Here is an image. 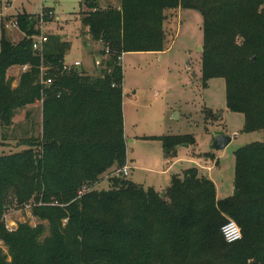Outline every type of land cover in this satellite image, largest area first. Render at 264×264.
<instances>
[{
    "label": "trees",
    "instance_id": "16d2710c",
    "mask_svg": "<svg viewBox=\"0 0 264 264\" xmlns=\"http://www.w3.org/2000/svg\"><path fill=\"white\" fill-rule=\"evenodd\" d=\"M87 9L81 22L102 44L96 75L62 70L66 43H46L43 57L35 54L37 17L16 16L18 43L0 37V138L16 109L42 100L43 110L41 137L0 156V241L7 250H0V264H264V142L234 152L235 194L223 200L196 168L173 176L163 197L126 178L108 177L110 189H94L127 159L118 57L163 52V24L179 10L202 17L203 86L223 79L226 107L243 115L244 131H264V0H119L103 8L92 0ZM23 65L30 68L12 89L7 71ZM42 66L48 87L37 82ZM161 140L167 157L193 143L191 136ZM84 186L90 190L77 198ZM28 202L41 223L9 232L4 213ZM224 217L241 228L240 241L224 240Z\"/></svg>",
    "mask_w": 264,
    "mask_h": 264
},
{
    "label": "rangeland",
    "instance_id": "374dc122",
    "mask_svg": "<svg viewBox=\"0 0 264 264\" xmlns=\"http://www.w3.org/2000/svg\"><path fill=\"white\" fill-rule=\"evenodd\" d=\"M90 2L92 0H0V37L18 43L23 34L8 27L16 16L27 14L36 18L50 11L51 18L44 20L39 29L48 37L47 43H66L64 62L78 61L86 75H96L100 71L96 58L100 56L102 44L92 41L81 22ZM94 2L99 8L119 6V0ZM202 23L197 11L179 10L163 24V52L126 53L119 62L123 71V133L129 167L126 179L144 189L164 193L173 176H182L186 170L196 168L200 175L214 183L216 199L223 200L234 192V152L248 144L264 142V131H244L243 115L226 107L223 79H211L203 86ZM20 67L7 71L12 89L22 85ZM42 112V100L15 110L11 125L2 130L5 137L0 138V156L23 152L32 138L41 137ZM215 134L229 136L231 142L223 150L213 149ZM179 136H191L193 143H186L187 148L177 147L174 156H165L161 138ZM110 186L108 177L103 176L94 189L108 190ZM28 203L33 206L32 202ZM22 206H9L4 213L3 222L9 232L19 224L35 227L41 223L32 215V206L28 209ZM228 221L236 223L224 217L223 225ZM0 250L7 253L1 241Z\"/></svg>",
    "mask_w": 264,
    "mask_h": 264
},
{
    "label": "built area",
    "instance_id": "2783aa9c",
    "mask_svg": "<svg viewBox=\"0 0 264 264\" xmlns=\"http://www.w3.org/2000/svg\"><path fill=\"white\" fill-rule=\"evenodd\" d=\"M51 16H52V12H50V11L47 12V13L42 12L37 17V20H38L37 29L39 30L40 28H42V25L44 24L45 17L51 18ZM8 27L18 29V24H17L16 19L14 21H12L11 24ZM39 32H40V30H39ZM47 41H48V37L46 35L41 34V32L38 35L33 36L31 38V49H32V51L35 54H37L39 57L42 58L43 57V52H44V49H45V45H46ZM106 52L108 53V51H106ZM123 56H124V54H121L118 57V61L119 62H122ZM61 66H62V70L63 71L70 72L72 70H80L81 63L76 61V62H73L71 64H67L66 62L63 61L61 63ZM29 68H30L29 65L21 66L20 67V73L22 74V73L28 71ZM47 69L48 68H45L43 66L39 68V76H38V81L37 82L42 87H44V86L48 87L49 85L52 84V79L49 78V77H46V75H45V71ZM128 176H129V167L127 165V160H126L125 165L121 169L111 171V173L109 175H107L106 177L126 178ZM89 190H90V188L88 186L82 187L79 190V192H78V197L77 198H80L85 192H87ZM31 206H32L31 203H27V204H24L22 206V209H28L29 207L31 208ZM221 233H222V236H223L224 240L227 243H229V244L235 243L237 241H240L241 238H242V234H241V231H240L239 227L233 221H228L225 225H223L222 228H221Z\"/></svg>",
    "mask_w": 264,
    "mask_h": 264
},
{
    "label": "water",
    "instance_id": "95a60500",
    "mask_svg": "<svg viewBox=\"0 0 264 264\" xmlns=\"http://www.w3.org/2000/svg\"><path fill=\"white\" fill-rule=\"evenodd\" d=\"M100 61H101V58L100 57H97L96 58V64H97V66L100 65ZM230 142H231V137L226 136L224 134H215L213 136L211 146H212L213 149L223 150L224 148H226L228 146V144ZM181 147L187 148L188 145L187 144H183V145H181ZM233 194H235V192H233ZM163 196H164V193H161V197H163Z\"/></svg>",
    "mask_w": 264,
    "mask_h": 264
},
{
    "label": "crops",
    "instance_id": "0c3cea01",
    "mask_svg": "<svg viewBox=\"0 0 264 264\" xmlns=\"http://www.w3.org/2000/svg\"><path fill=\"white\" fill-rule=\"evenodd\" d=\"M114 7H115V6H114ZM117 7H118V6H117ZM87 30H88V29L86 28V31H87ZM124 55H125V54H124ZM64 58H65V57H64ZM64 60H65V59H64ZM180 148H183V147L180 146ZM156 191H157V190H156Z\"/></svg>",
    "mask_w": 264,
    "mask_h": 264
}]
</instances>
